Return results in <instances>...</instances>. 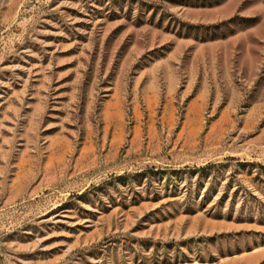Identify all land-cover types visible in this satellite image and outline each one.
I'll list each match as a JSON object with an SVG mask.
<instances>
[{
  "label": "rangeland",
  "instance_id": "1",
  "mask_svg": "<svg viewBox=\"0 0 264 264\" xmlns=\"http://www.w3.org/2000/svg\"><path fill=\"white\" fill-rule=\"evenodd\" d=\"M0 264H264V0H0Z\"/></svg>",
  "mask_w": 264,
  "mask_h": 264
}]
</instances>
